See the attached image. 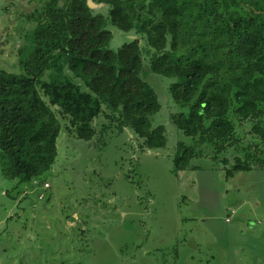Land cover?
Returning a JSON list of instances; mask_svg holds the SVG:
<instances>
[{
  "label": "trees",
  "instance_id": "1",
  "mask_svg": "<svg viewBox=\"0 0 264 264\" xmlns=\"http://www.w3.org/2000/svg\"><path fill=\"white\" fill-rule=\"evenodd\" d=\"M87 1L48 0L45 21L17 50L19 72L0 69L3 178L43 185L57 157L58 115L78 140H92L104 114L140 150L165 148L164 127L150 123L160 105L142 78L144 61L175 79L169 93L180 111L170 119L192 140L177 143L174 172L192 170L196 158L227 177L264 170V0H91L106 15ZM108 24L132 39L108 48Z\"/></svg>",
  "mask_w": 264,
  "mask_h": 264
},
{
  "label": "rangeland",
  "instance_id": "2",
  "mask_svg": "<svg viewBox=\"0 0 264 264\" xmlns=\"http://www.w3.org/2000/svg\"><path fill=\"white\" fill-rule=\"evenodd\" d=\"M46 2L0 0V69L19 72L17 50L45 21ZM95 6L106 15V6ZM106 29L112 50L132 39ZM148 66L142 78L160 105L150 123L164 127L165 148L140 150L130 130L104 114L93 122V139L78 140L57 114V157L40 178L51 188L0 173V264H264V221H255L264 214V186L256 184L264 170L227 177L219 164L196 158L192 170L174 172L177 143L192 140L170 119L180 111L169 93L175 79Z\"/></svg>",
  "mask_w": 264,
  "mask_h": 264
},
{
  "label": "crops",
  "instance_id": "3",
  "mask_svg": "<svg viewBox=\"0 0 264 264\" xmlns=\"http://www.w3.org/2000/svg\"><path fill=\"white\" fill-rule=\"evenodd\" d=\"M254 170V169H253ZM250 171H252V170H250ZM256 171H262V170H256ZM45 183H47L46 181H45ZM48 184V183H47ZM258 186H260V185H263L264 186V183H256ZM49 185V184H48ZM51 188V187H50ZM50 188H47V190H49ZM231 188H233V186L231 185L230 186V189ZM41 190L43 191L44 189H42L41 188ZM256 199H257V197H256ZM257 207H260V203L259 202H257ZM256 218H258V220L256 219ZM256 218H255V221H259V222H257L256 224L257 225H260L261 224V221H264V214H263V216H259V217H257L256 216Z\"/></svg>",
  "mask_w": 264,
  "mask_h": 264
},
{
  "label": "water",
  "instance_id": "4",
  "mask_svg": "<svg viewBox=\"0 0 264 264\" xmlns=\"http://www.w3.org/2000/svg\"><path fill=\"white\" fill-rule=\"evenodd\" d=\"M87 4H88V6H89L90 8H94V7H96L95 4H93V3L91 2V0H88V1H87ZM97 6H101V4H98ZM189 246H190V247L194 246L192 240L189 242Z\"/></svg>",
  "mask_w": 264,
  "mask_h": 264
},
{
  "label": "built area",
  "instance_id": "5",
  "mask_svg": "<svg viewBox=\"0 0 264 264\" xmlns=\"http://www.w3.org/2000/svg\"><path fill=\"white\" fill-rule=\"evenodd\" d=\"M35 182V181H34ZM36 184V183H35ZM49 187V185L47 183H44L43 184V189H47ZM42 196H39V199H41Z\"/></svg>",
  "mask_w": 264,
  "mask_h": 264
}]
</instances>
